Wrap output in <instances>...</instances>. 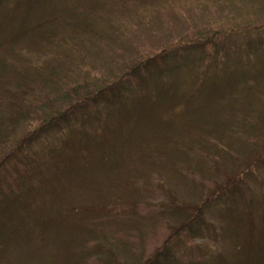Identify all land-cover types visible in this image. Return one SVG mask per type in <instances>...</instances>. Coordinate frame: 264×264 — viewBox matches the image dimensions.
I'll return each instance as SVG.
<instances>
[{
    "label": "rangeland",
    "instance_id": "obj_1",
    "mask_svg": "<svg viewBox=\"0 0 264 264\" xmlns=\"http://www.w3.org/2000/svg\"><path fill=\"white\" fill-rule=\"evenodd\" d=\"M36 23L42 25L9 41L20 28ZM153 57L157 67H166L171 81L168 92L175 108L166 115L172 122L170 129L181 134L191 130L201 138L209 134L202 124L216 116L220 129H234L212 137L211 143L217 145L207 152L214 159L208 166H213L203 171L188 160H176L181 174L170 168L155 169L154 174L162 178L158 190L139 201L119 204L116 194L125 175L106 174L108 179L95 181L90 190L84 188L96 178L83 177L98 171L75 162L86 150L77 135L66 143L75 148L76 158L71 157L74 151L53 137L50 140H55L60 152L38 141L43 147L41 158L31 153L32 160L23 163L32 146L25 141L35 145L45 113L49 116L55 107L63 111L70 104L55 101L61 93L77 88L82 92L80 100L95 92L99 82L125 77L132 65ZM49 75L51 81L46 80ZM57 82L60 88H55ZM205 99L207 104L199 109ZM157 102L153 106L167 104L164 99ZM82 104L84 113L87 108L95 110L89 101ZM182 111L193 123L183 119ZM164 128L160 126L159 132L153 128L152 133L148 126L144 131L145 139L160 154ZM127 163L123 153L117 168ZM51 173L56 177L51 178ZM229 177L238 182L236 195L222 187L228 199L223 196L224 202L213 201L209 207L206 198L218 195ZM40 182L46 183L35 190ZM147 183L156 185L145 176L134 181L139 188ZM10 190L27 199L22 204L24 214L33 204L38 210L34 218L44 215L61 224V214L70 212L71 201L102 190L106 199L94 198L97 204L91 209L105 214L102 225L112 230L107 244L123 242L120 255L117 251L122 264H240L235 262L243 259L241 247L247 236L227 220L237 215L227 213L226 207H243L252 213L255 220L250 226L256 230L264 214V0H44L37 4L0 0V211L1 203L9 202L4 195ZM6 210L7 205L8 217L10 210ZM189 210L193 213L187 218ZM77 211L64 224L86 218ZM39 223L33 224L32 238L24 237L32 245L22 249L23 256L16 259L13 251L7 258L1 256L0 264L49 262L56 247L37 232ZM96 242L90 237L88 246ZM167 246L175 256L164 260L169 255L163 254ZM88 264L102 262L95 256Z\"/></svg>",
    "mask_w": 264,
    "mask_h": 264
},
{
    "label": "trees",
    "instance_id": "obj_2",
    "mask_svg": "<svg viewBox=\"0 0 264 264\" xmlns=\"http://www.w3.org/2000/svg\"><path fill=\"white\" fill-rule=\"evenodd\" d=\"M42 1L44 0H31L33 4ZM28 6L30 5L28 4ZM41 25V23H36L31 27L20 28L10 37L9 41L13 38L16 40L20 34L27 33L29 30ZM156 60L157 57H153V59L135 63L130 69L125 71V77L118 78L112 83L99 82L95 92L84 96L80 100L82 92L78 91L77 88L61 93L55 101L66 100L70 101V104L63 111L55 107L49 111V116L45 113L42 120L43 124L38 129V135L36 136L38 139H36L35 145L28 139L25 141L27 146H32L27 154V159L25 161L22 160L23 163L26 164L27 161L32 160L31 153L41 158L44 146L49 147L53 152H60L54 144L55 140H50L53 137H56L69 150L74 151L71 157L73 159L76 158L75 148L67 146L66 143L75 141L74 138L77 135V137L79 136V142L84 143L86 150L75 162L77 164H85L87 168L98 171L97 173L89 171L87 176L83 178L96 179L89 180L87 182L88 187H84V185H81V187L90 190V186L95 181L99 182L103 179H108L110 175L106 174H114L119 178L125 175L123 181L121 180L120 190L116 194V197L119 196L121 199V201H118L119 204L125 200V202L130 200L132 202L139 201L144 194H149L151 190H158L160 188L159 180L162 182V178L154 174L155 169L170 168L172 171L181 174L182 171L180 170L182 169L177 167L176 160H188L192 162L190 163L191 166L200 168L203 171L213 166H208L214 159L208 155L211 152H207L217 145L216 143H211L212 137L219 134L223 135L225 131H234V129H220V121L214 120L217 119V116L212 120L210 119L208 123L202 124L203 130L209 134H205L201 138H198L196 133L191 130H186L185 134H181L174 128L170 129L172 122L167 120L166 115H169L170 110L175 108V100L168 92L171 81L168 79L170 77L167 75V69L166 67L163 69L157 67ZM51 78V75H49L46 80L51 81ZM52 86L54 87L53 83ZM55 88H60L59 82L55 84ZM160 99L166 100L167 104L153 106V102L158 104L157 101H160ZM83 101H89L93 104L90 107H94L95 110L89 112L87 108L84 113L83 108L86 105L82 104ZM207 102L208 100L205 99L204 103L198 105V108L202 109L201 105L204 106ZM197 104L199 103L195 105ZM185 112L182 111L181 116L187 120L185 117L188 116ZM130 114L133 115L132 119ZM152 115H158L157 119H154ZM191 117L194 121H197L194 116ZM189 120L190 118L187 120L189 123H193V121L190 122ZM240 121L245 122L243 119ZM88 123L92 125L87 127ZM182 123H184L183 120ZM147 125L152 133L154 132L153 128H156L159 132L158 128L160 126L165 127L161 130L162 136L159 144L164 147L162 154L157 151V147H152V142L145 139L144 131L146 132L145 127H148ZM229 126L231 125L229 124ZM38 141L43 147L39 145ZM36 147H38L37 150ZM22 149L24 148H20L18 151ZM123 153L128 163L121 168H117V162L120 157H123ZM15 155L13 153V156ZM66 156L69 157L70 155L67 153ZM37 159H34V162ZM68 162L70 161L68 160ZM29 166L31 170L36 168L32 163ZM217 166L215 165V168ZM92 173L96 174L92 175ZM140 176L149 178L156 185L150 187L151 185L147 183L139 188L134 184V181ZM50 177L54 178L56 176L51 173ZM223 182L225 184L220 187V191H217L218 195H210L206 198L205 201L209 207L213 201L217 203L224 202L225 198H222L223 196L228 199L227 194L221 192L222 187L224 188L223 191L230 190L233 193L232 197L236 195L235 192L237 191L235 190L238 187V182L232 180L231 177L223 180ZM45 183L40 182L35 190H38L40 185L44 187ZM235 185H237L236 188ZM97 192H94V196L93 193L90 197L86 195L84 200L71 201L70 212L66 215L61 214V224L59 219H50L44 215H42V218H34L38 210L33 204L31 209H27V215L24 214L25 206L22 204L27 203V199H23L21 195L15 194V192L12 193L11 190L8 191L9 195L4 196L6 198L10 197L11 201L9 199L7 204L2 202V210L0 211V257L7 258L8 255H12L13 251L15 252L14 258L17 259L19 256H23L22 249L26 245H32L29 239L25 240L24 237L32 238V233H34L33 224L35 221H40L37 226L39 227L37 232L41 236H47L44 237L46 241L51 242L56 247V254L49 258L47 264H88L89 258L95 256L102 264H122L119 255L120 244L123 242L119 240L118 242L120 243L116 245L107 244L106 240L109 239L107 235L112 230L102 225L105 220L101 217L105 214L97 213L91 209L92 206L97 204L94 203V198H98L101 201L106 199V195L102 193V190H97ZM2 198V195H0V200ZM63 198L64 196L62 195L59 201ZM10 202H12L13 210ZM6 205L10 210L8 217H6V212L4 211ZM226 208L227 213L235 212L237 215V217L230 216L227 220L234 223L235 229L239 230L240 233L243 231L244 235L247 236L246 241L244 242L243 240L241 247L243 259L235 263L264 264V214L260 222L262 225L256 230L250 226V224H254L255 220L252 213L247 214L243 207L237 209L227 206ZM75 209L78 210L77 214L85 215L86 218L76 222L69 221L64 224V221L73 220L76 216L74 214ZM190 213H193V211L189 210L187 218H190ZM245 222H248L247 225H245ZM53 226L58 227L54 230L52 229ZM47 228L52 230L48 231L46 230ZM197 230L201 232L203 228L198 226ZM90 237L93 239L97 238L99 242H96L95 246L89 247ZM110 239L116 240V237L111 236ZM165 249L163 254L169 255L168 257L164 255V260L175 256L171 247L167 246ZM117 251H119V255ZM153 264H156V262ZM232 264H234L233 261Z\"/></svg>",
    "mask_w": 264,
    "mask_h": 264
}]
</instances>
